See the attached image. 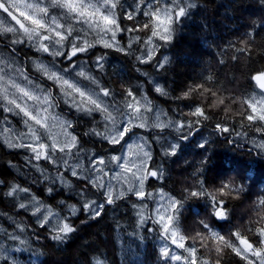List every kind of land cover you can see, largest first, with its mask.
<instances>
[{"label":"snow or ice","instance_id":"6c2138e0","mask_svg":"<svg viewBox=\"0 0 264 264\" xmlns=\"http://www.w3.org/2000/svg\"><path fill=\"white\" fill-rule=\"evenodd\" d=\"M196 7V0H0V137L8 148L31 153L26 164L42 178L34 177L33 182H47L42 190L52 199L58 186L73 188L71 178L79 188L77 203L60 199L53 206L18 183L0 193V199L11 198L13 207L20 214H30L31 223L38 226L28 233V226L0 212V218L7 217L14 229L0 224V264H20L25 252L41 255L42 240L63 243L77 231L73 218L86 213L87 219L95 220L107 206L132 197L135 227L129 235L143 241L151 233L159 242L158 264H221L227 253L242 264H264V190L251 201L255 219L242 218L241 227L233 225L236 217L228 202L249 191L244 181L249 179L250 166L235 159L225 161L227 167H218V182L210 187L207 158L194 166L185 151L192 145L199 149L196 155L204 156L211 144L204 132L211 129L209 135L224 136L228 143L250 141L249 150L264 156V70L250 76L255 88L241 100L239 130L227 120L217 121L203 104L184 105L191 119H182L181 113L154 105L143 85L126 86L117 93L104 79L109 63L104 50L131 57L157 72L165 69L170 58L158 53ZM136 70L146 77L144 84L150 83L155 93L169 100L188 99L193 93L217 96L207 86L213 79L210 75L177 97L148 71ZM224 104L217 97L212 107ZM85 117L89 127L78 133L76 128ZM252 130L260 140H252ZM89 142L111 145L113 152L98 153L86 147ZM169 159L173 165L193 168L192 182L179 192L166 190L162 165ZM41 160L55 165L56 174L33 163ZM0 185L7 187L3 180ZM193 200L202 203H189ZM22 233L29 238H22ZM4 240L11 243L5 245ZM88 264L113 261L97 250Z\"/></svg>","mask_w":264,"mask_h":264},{"label":"trees","instance_id":"16d2710c","mask_svg":"<svg viewBox=\"0 0 264 264\" xmlns=\"http://www.w3.org/2000/svg\"><path fill=\"white\" fill-rule=\"evenodd\" d=\"M128 3H131V0H128ZM196 3L197 7L192 9L191 14L177 26L178 31L172 42L158 54V56L166 54L170 58L165 69L157 72L149 65H138L131 57L112 50H104L108 52L109 61L104 79L117 93L123 92L126 86L143 85L154 104L163 110L181 113L182 119H191L187 116L189 109L184 105L203 104L217 121L227 120L229 125H234L239 130L238 122L242 119L243 113L241 100L255 88V82H250V76L259 70H264V0H196ZM124 23L130 22L125 20ZM248 33L252 34L251 38L247 36ZM139 35L143 36L145 33L141 32ZM238 49L247 51L241 52ZM137 67L148 71L166 91L177 97L182 96V93L193 83L200 82L201 77L210 75L213 79L207 86L215 91L217 96L207 93L200 96L193 93L188 99L169 100L168 97L155 93L150 83L144 84L146 77L136 70ZM217 97L223 98L225 104L212 107ZM233 98H235L234 103ZM225 108L228 110L224 111ZM88 127L89 121L85 117L80 121L76 131L82 133ZM210 132L211 129L204 132L211 141L208 152L204 156H198L196 153L199 149L188 145L185 149L186 159L194 166H199V162L207 158L206 168L210 171L206 172V177L210 187L213 181L218 182L216 176L218 167L222 164L227 167L225 161L235 159L250 166L246 173L249 179L244 181L249 191L238 199L229 198L228 201L236 217L233 225L241 227L242 218L255 219L251 201L255 200L256 194L264 190V156L258 155L257 150H249L252 148L250 141L246 143L237 140L236 144H232L228 143L224 136L215 133L209 135ZM250 136L252 140L260 139V135L254 130L250 132ZM83 139L88 141V137ZM86 147L95 149L101 154L113 152V146L105 143L89 142L86 143ZM26 156L31 154L18 149H5L0 142V179L7 185V187L0 185V193L8 191L12 184L18 183L31 187L33 193L49 206L55 205L60 199H66L68 203H77L76 192L79 188L76 187L75 178H71L73 188L58 186L53 194L55 199H52L42 190L47 182H33L34 177L41 180L42 178L35 168L26 164ZM157 159L159 160V157ZM33 163H39L41 167L48 169L50 175L56 174L55 166L47 161H33ZM162 166L166 168L167 191L179 192L184 184L192 182V167L184 163L173 165L171 159ZM169 168L170 172L167 171ZM92 192L96 190L92 189ZM96 196L98 197L99 193H96ZM245 196L249 199L246 200ZM133 201L135 197L118 201V206L109 205L105 208L104 214L95 220L87 219L86 213L73 218L77 231L65 242L42 240L40 243L45 246L39 248L41 255L24 253L21 260L27 264L32 263L31 259H34L35 264H88L90 257L99 250L107 253L113 264H158L159 242L152 238V234L146 233V239L143 241L129 235L135 227V210L131 207ZM18 203L19 201L17 205ZM189 203H202V201L193 200ZM56 210L60 211V209ZM0 212L7 213L13 216L17 223L28 226V233L33 228H38L31 223L34 218L30 214H20L21 210L13 207L11 198L0 199ZM184 215L187 217L190 214ZM81 220L87 222L81 223ZM192 223V219H189L186 227L190 229ZM0 224L10 231L14 230L12 221L7 217L0 218ZM246 226L247 219L243 227ZM38 230L42 236H47L42 229ZM224 231L227 232L228 227H225ZM28 233H22V238L28 239ZM4 242L11 243L7 240ZM17 256L19 257L20 254ZM221 264H242V262L227 253Z\"/></svg>","mask_w":264,"mask_h":264},{"label":"rangeland","instance_id":"374dc122","mask_svg":"<svg viewBox=\"0 0 264 264\" xmlns=\"http://www.w3.org/2000/svg\"><path fill=\"white\" fill-rule=\"evenodd\" d=\"M4 15H6V14H4ZM159 54V53H158ZM162 55V54H161ZM160 55V56H161ZM166 55V54H165ZM154 105H156V104H154ZM161 108V107H160ZM17 127H19V128H22V126L21 125H17ZM260 140V139H259ZM258 141V140H257ZM0 142H1V144L5 147V149H10V148H8L7 147V145L3 142V139H2V137H0ZM18 150H22V151H25V152H27V154H31L28 150H26V149H18ZM117 154H120L119 152L117 153ZM51 165H53V164H51ZM53 166H55V165H53ZM1 180V179H0ZM3 243L5 244V245H7L8 243L7 242H4L3 241ZM17 246H20L19 244H18V242H17ZM25 253H28V252H25ZM31 261H32V263L31 264H35L34 263V259H31ZM20 264H27V263H25V262H23L22 260H20Z\"/></svg>","mask_w":264,"mask_h":264}]
</instances>
